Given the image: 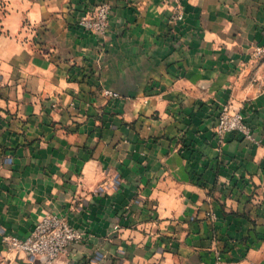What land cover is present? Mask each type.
<instances>
[{"label": "crops", "instance_id": "obj_1", "mask_svg": "<svg viewBox=\"0 0 264 264\" xmlns=\"http://www.w3.org/2000/svg\"><path fill=\"white\" fill-rule=\"evenodd\" d=\"M99 1L0 16V264L50 212L84 234L51 264H264V0H105L97 36Z\"/></svg>", "mask_w": 264, "mask_h": 264}, {"label": "built area", "instance_id": "obj_2", "mask_svg": "<svg viewBox=\"0 0 264 264\" xmlns=\"http://www.w3.org/2000/svg\"><path fill=\"white\" fill-rule=\"evenodd\" d=\"M110 6L107 1H101L95 6L84 9L77 18V24L84 30L97 35L105 34ZM182 17L180 6H177L173 19ZM254 56L264 62V42L257 44L253 51ZM214 132L221 138L230 132H237L245 139H252L253 131L243 113L224 104L218 111L214 121ZM84 239V234L72 226L63 216L57 213L45 214L30 233L24 238L11 235L3 236V240L18 252L30 256H39L43 264H51L58 254L67 250L68 246Z\"/></svg>", "mask_w": 264, "mask_h": 264}, {"label": "rangeland", "instance_id": "obj_3", "mask_svg": "<svg viewBox=\"0 0 264 264\" xmlns=\"http://www.w3.org/2000/svg\"><path fill=\"white\" fill-rule=\"evenodd\" d=\"M101 1H99L98 3H100ZM17 3L15 2V0H0V16H6L7 14L12 13L16 9ZM24 26L26 27V31L31 33L35 32L37 28L36 25L31 23L30 21L25 22Z\"/></svg>", "mask_w": 264, "mask_h": 264}, {"label": "water", "instance_id": "obj_4", "mask_svg": "<svg viewBox=\"0 0 264 264\" xmlns=\"http://www.w3.org/2000/svg\"><path fill=\"white\" fill-rule=\"evenodd\" d=\"M22 264H31V263H29V262H23Z\"/></svg>", "mask_w": 264, "mask_h": 264}]
</instances>
